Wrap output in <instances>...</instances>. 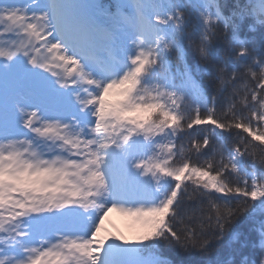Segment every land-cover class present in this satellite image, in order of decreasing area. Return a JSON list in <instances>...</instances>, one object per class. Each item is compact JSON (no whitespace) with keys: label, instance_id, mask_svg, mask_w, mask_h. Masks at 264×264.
I'll use <instances>...</instances> for the list:
<instances>
[{"label":"snow or ice","instance_id":"snow-or-ice-1","mask_svg":"<svg viewBox=\"0 0 264 264\" xmlns=\"http://www.w3.org/2000/svg\"><path fill=\"white\" fill-rule=\"evenodd\" d=\"M0 264H264V0H0Z\"/></svg>","mask_w":264,"mask_h":264},{"label":"rangeland","instance_id":"rangeland-1","mask_svg":"<svg viewBox=\"0 0 264 264\" xmlns=\"http://www.w3.org/2000/svg\"><path fill=\"white\" fill-rule=\"evenodd\" d=\"M107 233L111 235H122L131 239L135 234V226L125 217L118 213H112L105 221Z\"/></svg>","mask_w":264,"mask_h":264},{"label":"trees","instance_id":"trees-1","mask_svg":"<svg viewBox=\"0 0 264 264\" xmlns=\"http://www.w3.org/2000/svg\"><path fill=\"white\" fill-rule=\"evenodd\" d=\"M177 259H179V258H177Z\"/></svg>","mask_w":264,"mask_h":264}]
</instances>
